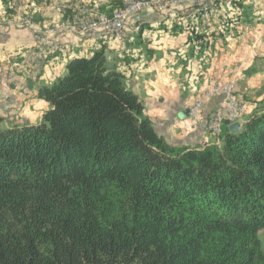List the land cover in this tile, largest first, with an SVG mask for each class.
Returning <instances> with one entry per match:
<instances>
[{
  "label": "trees",
  "instance_id": "1",
  "mask_svg": "<svg viewBox=\"0 0 264 264\" xmlns=\"http://www.w3.org/2000/svg\"><path fill=\"white\" fill-rule=\"evenodd\" d=\"M233 3L226 30L251 15ZM37 94L38 123L0 126V264H264V103L219 143L171 144L103 48Z\"/></svg>",
  "mask_w": 264,
  "mask_h": 264
},
{
  "label": "crops",
  "instance_id": "2",
  "mask_svg": "<svg viewBox=\"0 0 264 264\" xmlns=\"http://www.w3.org/2000/svg\"><path fill=\"white\" fill-rule=\"evenodd\" d=\"M239 1L250 6L251 15L230 30L218 17L203 20L187 8L172 19L147 10L129 17L122 39H117L101 29L78 35L67 27L77 23L82 10L110 12L117 0H72L70 6L59 8L52 6L53 0H0V91L7 86L10 92L0 100L2 124L38 123L49 108L38 88L62 75L70 58L103 48L169 143L195 147L213 142L202 122L190 126L187 117L194 98L209 85L226 81L240 66L234 91L245 103L246 119L259 113L264 103V0ZM24 17L39 28L63 26L55 35L58 50L48 59L33 58L36 41L22 24ZM174 21L179 28H173ZM192 30L205 33L207 47L199 50L190 41ZM203 102L202 115L209 117L222 96H204Z\"/></svg>",
  "mask_w": 264,
  "mask_h": 264
},
{
  "label": "built area",
  "instance_id": "3",
  "mask_svg": "<svg viewBox=\"0 0 264 264\" xmlns=\"http://www.w3.org/2000/svg\"><path fill=\"white\" fill-rule=\"evenodd\" d=\"M186 4L195 6L196 15L207 20L211 17L221 15V5L217 1L208 2L207 0H123V6L114 11L111 15L98 13L93 17V14L88 15L87 18L81 24V33L94 30L98 27L103 28V34L112 36L113 38H120L122 36V30L124 28V20L126 16L133 11L140 9H147L154 6L158 9H167L175 5ZM169 18L176 17V11L171 10L168 14ZM39 49L33 55V58L44 59L49 55L55 53L58 49V44L50 40L46 36H38L36 39ZM236 82L229 80L223 84L214 83L209 88L205 89V93L210 96L215 94H221L223 96L222 103L215 109L207 128L215 135L221 132V125L224 122L234 123L241 122L240 112L245 111V105L240 101L235 94ZM202 98L197 96L194 99L192 106L189 108V118L193 125H197L201 122L202 116Z\"/></svg>",
  "mask_w": 264,
  "mask_h": 264
},
{
  "label": "rangeland",
  "instance_id": "4",
  "mask_svg": "<svg viewBox=\"0 0 264 264\" xmlns=\"http://www.w3.org/2000/svg\"><path fill=\"white\" fill-rule=\"evenodd\" d=\"M208 2H213V1H217V2H219L220 3V5H221V15L222 14H226V15H229V16H232V15H234V14H236L237 13V6H235V4L233 3V1L234 0H230V1H221V0H207ZM72 0H53V2H52V6H55V7H60V6H63V7H66V6H70L72 3ZM123 6V0H117V2H116V6L113 8V10H111L110 12H108V11H104V10H100V9H98V8H86V9H84V8H82V9H84V10H82V15L80 16V19L77 21V23L75 24V25H72V26H67L72 32H74L75 34H78V35H85V34H87V33H89V32H91V31H93V30H91V31H88V32H86V33H81V31H80V28H81V24H82V22L84 21V19L85 18H87V16L88 15H91V14H93V17H95V15L96 14H98V13H102V14H106V15H111L114 11H116V10H118V9H120L121 7ZM190 9L195 15H196V13H195V6H191V5H186V4H179V5H175V6H173V7H171V8H167V9H158V8H156V7H154V6H151V7H149V8H147V9H140V10H136V11H133V12H131L130 14H128L127 16H126V19L124 20V27H125V23H126V21L128 20V18L129 17H131L132 15H134V14H137V13H139V12H142V11H147V10H153V11H156V12H159V13H162L163 15H165L168 19H170L168 16V14H169V12L171 11V10H173V11H176V17L179 15V10L180 9ZM220 15V16H221ZM197 16V15H196ZM220 16H216V17H218L219 18V22L221 23V19H220ZM198 17V16H197ZM175 18V17H174ZM199 18V17H198ZM22 24L24 25V26H26L30 31H31V33H32V36H33V38H34V40L36 41V39L38 38V36H46V37H48L50 40H52V41H54L55 43H57V41H56V38H55V35L62 29V27L63 26H60V25H55V26H46V27H43V28H39L38 26H36L35 25V22H34V20L33 19H31L30 17H24L23 19H22ZM235 25L236 24H234V25H231V29H233L234 27H235ZM96 29H101L102 31H103V28L102 27H98V28H96ZM96 29H94V30H96ZM229 30H230V28H229ZM224 31H225V29H224ZM234 31V30H233ZM233 31H232V33H233ZM123 32H124V28H123V30H122V36L120 37V38H118V39H122V37H123ZM107 36V35H106ZM110 37H112V36H110ZM58 44V43H57ZM39 49V47L37 46V42H36V49L32 52V55L33 54H35L36 53V51ZM58 50V49H57ZM54 54V53H53ZM53 54H51V55H53ZM51 55H49L48 57H46V58H44V59H48ZM38 59H41V58H38ZM240 66L238 67V70H236L232 75H231V77H229V79H227L226 81H224V82H213L212 84H214V83H220V84H223V83H225V82H227V81H229V80H234L235 78H237V79H239V77H240ZM235 82L237 83V80L235 79ZM211 84V85H212ZM211 85H209L207 88H209ZM21 91L24 93V94H27V91H28V89H27V87L26 86H22V89H21ZM9 88L6 86V87H4V88H2V90L0 91V100H2V99H4V98H6L8 95H9ZM219 95H221V94H219ZM204 96H210L209 94H207V93H203L202 95H200V97L202 98V102L204 101ZM222 96V95H221ZM197 97V96H196ZM195 97V98H196ZM236 97L238 98V96L236 95ZM194 98V99H195ZM239 99V98H238ZM222 100H223V96H222ZM241 101V100H240ZM193 102H194V100H193ZM193 102H192V104H193ZM192 104L190 105V107L192 106ZM203 104H204V102L202 103V107H203ZM220 105V103L216 106V108L218 107ZM244 105H245V103H244ZM189 107V108H190ZM188 108V109H189ZM215 108V109H216ZM215 109L213 110V112L215 111ZM213 112L211 113V115L209 116V117H203V115H202V112H201V116H202V120H201V122L204 124V126H205V128H206V130L208 131V133H210L211 134V136L212 137H214V140H213V143H219V140H218V136L217 135H215L213 132H211V131H209V129L207 128V123L209 122V120H210V118H211V116H212V114H213ZM245 111H241L240 112V119H243L241 122H239L240 124H243L244 123V121L246 120V116H245ZM189 112L187 113V117H188V120H189V125L190 126H198L199 124H197V125H193V123H191V120H190V118H189ZM243 117V118H242ZM232 124V123H231ZM230 126V123H228V122H224L222 125H221V132L220 133H222V128H223V126ZM0 126L1 127H3L4 125L1 123L0 124ZM219 133V134H220ZM218 134V135H219ZM212 143V142H211ZM258 238H259V240H260V242H261V247H262V249H263V251H264V229H260L259 231H258Z\"/></svg>",
  "mask_w": 264,
  "mask_h": 264
},
{
  "label": "water",
  "instance_id": "5",
  "mask_svg": "<svg viewBox=\"0 0 264 264\" xmlns=\"http://www.w3.org/2000/svg\"><path fill=\"white\" fill-rule=\"evenodd\" d=\"M189 112V109H188ZM242 124H240L239 122H234L232 124H230L229 128L231 131H237L241 128Z\"/></svg>",
  "mask_w": 264,
  "mask_h": 264
},
{
  "label": "bare ground",
  "instance_id": "6",
  "mask_svg": "<svg viewBox=\"0 0 264 264\" xmlns=\"http://www.w3.org/2000/svg\"><path fill=\"white\" fill-rule=\"evenodd\" d=\"M243 118V117H242Z\"/></svg>",
  "mask_w": 264,
  "mask_h": 264
}]
</instances>
